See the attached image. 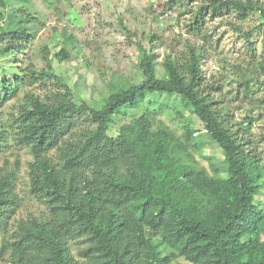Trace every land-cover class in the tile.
<instances>
[{
  "label": "trees",
  "instance_id": "trees-1",
  "mask_svg": "<svg viewBox=\"0 0 264 264\" xmlns=\"http://www.w3.org/2000/svg\"><path fill=\"white\" fill-rule=\"evenodd\" d=\"M226 8L241 19L255 11L264 17L260 0H209L190 26L200 32L203 11ZM31 15L13 12L0 24V55L21 52L35 38ZM54 56L62 62L70 54L63 48ZM202 58L190 45L183 62L158 63L144 48L143 80L110 83L99 106L78 102L50 63L0 78V155L12 144L29 151L27 193L45 206L40 215L16 218L23 203L20 165L0 167V264H171L179 257L194 264H264V207L256 203L264 192V162L249 128L236 125L203 85ZM52 78L56 86L48 87ZM32 84L42 92L26 89ZM157 94L180 97L178 112L186 108L189 121L203 122L224 153L216 173L197 160L203 135L191 123L181 136L157 118L151 105L166 103ZM15 97L4 120L3 107ZM258 102L264 105V94ZM130 113L111 135L114 118Z\"/></svg>",
  "mask_w": 264,
  "mask_h": 264
},
{
  "label": "rangeland",
  "instance_id": "rangeland-1",
  "mask_svg": "<svg viewBox=\"0 0 264 264\" xmlns=\"http://www.w3.org/2000/svg\"><path fill=\"white\" fill-rule=\"evenodd\" d=\"M5 1L7 7L0 3L1 25L13 12L17 15L30 12L36 19L31 18L29 22L35 38L26 48L0 55L1 79H13L16 72L29 65L42 69L48 68L50 63L54 73L69 84L78 102L85 100L99 106L108 96L110 83L143 80L138 62L144 48L152 49L158 63H163L167 57L183 62L191 45L203 54V85L218 105L229 111L236 125L244 122L249 128L248 137L264 162V105L258 102L264 94V85L260 83L264 78L260 69L264 66L261 12H252L241 19L232 8L216 15L206 9L199 15L202 30L195 32L190 26L191 18L209 0H182L176 4L170 0ZM63 48L70 57L61 62L54 53ZM55 82L54 78L49 79L47 86L54 87ZM28 88L42 92L39 84ZM23 94L21 91L19 97ZM156 96L166 102L164 107L151 105L157 110V118L163 119L178 135L183 136L188 123L203 135L201 149L195 156L212 174L216 173V167L223 166L224 153L208 135L203 122L197 116L189 121L190 111L186 108L178 112L180 97ZM18 99L6 102L1 114L4 120L11 117ZM131 117L130 113L114 118L110 134L116 136L120 125ZM8 141L12 142L11 138ZM30 159L27 149L13 144L0 155V167L12 168L17 162L20 165L16 184L23 203L16 218L40 215L45 210L43 204L27 193ZM256 203L264 207V192L256 196ZM171 264L194 263L179 257Z\"/></svg>",
  "mask_w": 264,
  "mask_h": 264
}]
</instances>
